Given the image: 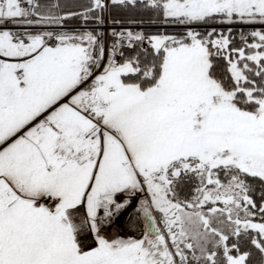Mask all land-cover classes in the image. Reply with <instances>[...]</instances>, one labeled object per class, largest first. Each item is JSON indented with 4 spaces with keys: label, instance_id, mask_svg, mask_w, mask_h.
<instances>
[{
    "label": "snow or ice",
    "instance_id": "snow-or-ice-1",
    "mask_svg": "<svg viewBox=\"0 0 264 264\" xmlns=\"http://www.w3.org/2000/svg\"><path fill=\"white\" fill-rule=\"evenodd\" d=\"M0 264H264V0H0Z\"/></svg>",
    "mask_w": 264,
    "mask_h": 264
},
{
    "label": "trees",
    "instance_id": "trees-1",
    "mask_svg": "<svg viewBox=\"0 0 264 264\" xmlns=\"http://www.w3.org/2000/svg\"><path fill=\"white\" fill-rule=\"evenodd\" d=\"M73 6H76L78 4L86 3L87 0H72Z\"/></svg>",
    "mask_w": 264,
    "mask_h": 264
},
{
    "label": "rangeland",
    "instance_id": "rangeland-1",
    "mask_svg": "<svg viewBox=\"0 0 264 264\" xmlns=\"http://www.w3.org/2000/svg\"><path fill=\"white\" fill-rule=\"evenodd\" d=\"M125 234H128L127 232Z\"/></svg>",
    "mask_w": 264,
    "mask_h": 264
}]
</instances>
